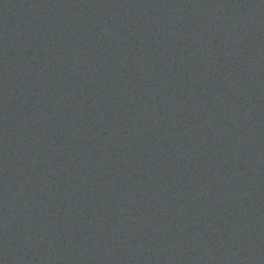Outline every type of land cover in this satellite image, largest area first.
I'll list each match as a JSON object with an SVG mask.
<instances>
[{
    "label": "water",
    "instance_id": "95a60500",
    "mask_svg": "<svg viewBox=\"0 0 264 264\" xmlns=\"http://www.w3.org/2000/svg\"><path fill=\"white\" fill-rule=\"evenodd\" d=\"M0 264H264V0H0Z\"/></svg>",
    "mask_w": 264,
    "mask_h": 264
}]
</instances>
